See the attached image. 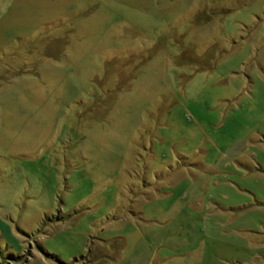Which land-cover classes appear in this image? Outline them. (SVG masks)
Segmentation results:
<instances>
[{
  "label": "rangeland",
  "instance_id": "rangeland-1",
  "mask_svg": "<svg viewBox=\"0 0 264 264\" xmlns=\"http://www.w3.org/2000/svg\"><path fill=\"white\" fill-rule=\"evenodd\" d=\"M0 264H264V0H0Z\"/></svg>",
  "mask_w": 264,
  "mask_h": 264
},
{
  "label": "trees",
  "instance_id": "trees-1",
  "mask_svg": "<svg viewBox=\"0 0 264 264\" xmlns=\"http://www.w3.org/2000/svg\"><path fill=\"white\" fill-rule=\"evenodd\" d=\"M1 225V224H0Z\"/></svg>",
  "mask_w": 264,
  "mask_h": 264
}]
</instances>
